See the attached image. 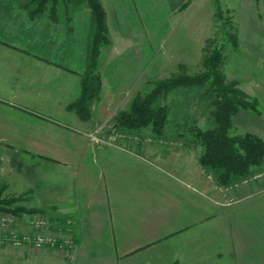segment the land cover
Here are the masks:
<instances>
[{"label":"crops","instance_id":"crops-1","mask_svg":"<svg viewBox=\"0 0 264 264\" xmlns=\"http://www.w3.org/2000/svg\"><path fill=\"white\" fill-rule=\"evenodd\" d=\"M100 1L109 35L97 62L102 91L81 120L67 105L80 93L89 9L59 4L52 19L47 9L30 16L24 0H0V162L21 161L11 177L55 216L51 231L69 222L68 264H264V162L222 188L176 126L145 140L102 131L128 107L143 71L125 40L137 0ZM232 119L264 140V112Z\"/></svg>","mask_w":264,"mask_h":264},{"label":"rangeland","instance_id":"rangeland-1","mask_svg":"<svg viewBox=\"0 0 264 264\" xmlns=\"http://www.w3.org/2000/svg\"><path fill=\"white\" fill-rule=\"evenodd\" d=\"M27 1L24 0V3ZM72 3L70 1L67 4L73 8ZM132 3L139 16L138 22L141 27L138 26L137 21L132 26L135 27L133 29L130 23H127L126 32L124 28L123 32L126 33V42L132 44L130 50L142 58V83L139 86L140 82L137 80V93H146L158 81L177 73L179 65H182L189 74L201 71L208 52L213 47L221 46L224 56L222 71L226 80L238 82V87L244 93L258 101L259 114L251 110L243 111H250L256 116L264 112V0H137ZM59 4L67 5L59 2L57 8ZM84 6L87 7L83 3L76 9ZM48 7L50 3H47L46 8ZM124 18L130 22L129 14ZM156 19L159 22L154 23V26L152 20ZM117 34L123 36L122 31ZM232 35L236 36L235 44ZM123 51H128V48ZM133 83L134 81L132 85ZM213 98L214 94L207 88V84L202 87H178L169 91L165 97H158L156 105H165L168 108L164 133L160 136L155 135L150 126L138 131L113 126L112 122L116 114L128 110L131 100L126 109L117 111L113 115L102 131L109 133L115 128L114 130H123L127 137L145 140L153 136L163 137L166 129L169 131V128L176 126L180 136L201 152L199 141L191 136L187 128L196 126L208 129L215 125L211 115ZM235 121V125L231 123L230 135L253 133L243 130L240 121ZM179 122L182 123V128H179ZM20 164L21 161L14 160L6 167V162H0V174L10 176L8 181L0 177V194L1 198L13 200L10 207L23 206L41 210L31 214H13L16 219L10 229L17 234H31L36 231V221L42 220L52 224L55 216L52 213L45 214L44 210L35 207L37 202L30 199L31 190H19L21 187L18 188L17 182L11 176L17 173ZM219 185L222 188L227 187V185ZM34 196L36 197L35 194ZM65 218L71 220L68 216ZM67 225L62 230L66 231L68 228L73 236L69 222ZM6 235L8 233L0 232V264H68L73 258L72 251L48 246L34 248L31 245H13ZM75 244L74 240V246Z\"/></svg>","mask_w":264,"mask_h":264},{"label":"trees","instance_id":"trees-1","mask_svg":"<svg viewBox=\"0 0 264 264\" xmlns=\"http://www.w3.org/2000/svg\"><path fill=\"white\" fill-rule=\"evenodd\" d=\"M72 1L73 9L81 4L89 8L91 21V35L87 49L86 66L80 73L79 96L67 105V110L74 112L81 120L91 117V105L101 95L102 80L98 71L97 62L100 49L109 43L106 12L100 0H28L27 4H35L30 10V16L43 12L45 9L52 19H56L57 3ZM47 3L50 7L46 8ZM233 44L236 36L232 35ZM224 61L222 47H213L203 60V68L195 74L186 72L182 65L178 72L169 78L158 81L148 92L137 93L130 107L126 111L116 114L113 126L140 130L150 126L153 133L160 136L164 133L167 121L168 108L165 105H156L158 97H165L172 89L178 87H202L214 94L212 100L215 125L208 129L196 126L187 128L188 132L199 141L201 152L198 155V164L202 168H211L218 172L217 181L227 185L232 178L248 175L250 168L264 162V140L253 133L245 132L230 135L229 129L232 117L240 110H251L257 114L258 101L244 93L236 81H227L222 65ZM1 190V189H0ZM13 200L1 198L0 212H9L14 215L22 213L40 212L39 209L24 208L23 206L10 207ZM75 240V239H74Z\"/></svg>","mask_w":264,"mask_h":264},{"label":"built area","instance_id":"built-area-1","mask_svg":"<svg viewBox=\"0 0 264 264\" xmlns=\"http://www.w3.org/2000/svg\"><path fill=\"white\" fill-rule=\"evenodd\" d=\"M15 219L16 217L13 214L7 212L0 213V232L8 233L6 236L13 245H31L34 248L48 246L63 251L73 250L74 237L70 234L68 228L64 233L59 234L57 231H51L52 224H47L46 221L38 220L35 222V232L31 234H17L10 229Z\"/></svg>","mask_w":264,"mask_h":264}]
</instances>
